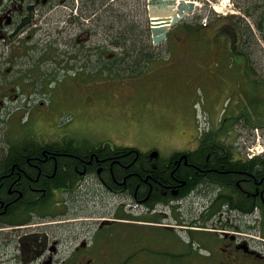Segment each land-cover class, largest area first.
<instances>
[{"label": "flooded vegetation", "instance_id": "af4514ba", "mask_svg": "<svg viewBox=\"0 0 264 264\" xmlns=\"http://www.w3.org/2000/svg\"><path fill=\"white\" fill-rule=\"evenodd\" d=\"M125 1L0 0V264H264V64L236 47L264 43V0H227L209 31L204 7L223 0H189L203 8L165 52L174 66L201 45L189 77L211 94L181 144L144 151L59 135L45 106L59 86L97 106L115 86L104 72L156 60L149 37L131 57L109 36L108 7ZM30 122L44 135L23 134Z\"/></svg>", "mask_w": 264, "mask_h": 264}, {"label": "rangeland", "instance_id": "374dc122", "mask_svg": "<svg viewBox=\"0 0 264 264\" xmlns=\"http://www.w3.org/2000/svg\"><path fill=\"white\" fill-rule=\"evenodd\" d=\"M227 3V0H223L220 7L216 6L221 18L222 12L225 11L224 5L226 6ZM202 8L198 7L200 10ZM204 8L203 15L210 16L211 19V21L207 20L210 27L220 26L223 23V19L217 18V13L209 6ZM105 22L109 36L114 32V28L111 27L117 26L123 33V45L135 47L133 54H129L131 57L136 54L137 47H145L150 42L146 3L136 4L128 0L122 5L108 7ZM183 28L181 21L175 25L174 31ZM207 30L209 31L208 27ZM226 33L228 34L227 31ZM198 37L195 36L196 41L199 40ZM216 38L223 37L217 34ZM110 42L109 39V47L118 46ZM228 42L230 43V40ZM240 42H242L241 38ZM261 42L264 44L263 41ZM245 43V48L239 50L247 56V61L252 65L264 64V48L258 43L255 35L252 40ZM165 45V42H162L155 46L153 55L156 60L149 63V66L139 64L131 71L104 72V78L115 86H108L107 93L99 94L97 106L84 107L82 100L76 98L73 87H68L70 91L66 93L61 86L50 89L45 106L49 113H52L56 133L71 136L73 139L107 142L141 151L166 143L181 144L184 139L181 138L180 133L185 129V123L194 116L200 117L211 94L206 87L193 86L196 83L189 77V73L197 68L198 60L206 51L201 45H197L193 51V61L192 58L185 59L184 62L177 61V64L172 66L169 61L170 54H166L167 50L165 52ZM142 56L144 57L145 54ZM209 57L212 58L208 54L204 57L205 63ZM236 62L238 59H230V63ZM240 75L241 72H238L237 77ZM227 105L228 102L225 103L224 108ZM28 117L29 115H26L25 120ZM23 134L33 135L34 138L44 135L41 127L31 122L24 128ZM11 139H15L14 134L11 135Z\"/></svg>", "mask_w": 264, "mask_h": 264}, {"label": "water", "instance_id": "95a60500", "mask_svg": "<svg viewBox=\"0 0 264 264\" xmlns=\"http://www.w3.org/2000/svg\"><path fill=\"white\" fill-rule=\"evenodd\" d=\"M147 10L152 23H157L150 26L151 40L157 45L166 39L171 26L194 12L195 4L184 0H149Z\"/></svg>", "mask_w": 264, "mask_h": 264}, {"label": "crops", "instance_id": "0c3cea01", "mask_svg": "<svg viewBox=\"0 0 264 264\" xmlns=\"http://www.w3.org/2000/svg\"><path fill=\"white\" fill-rule=\"evenodd\" d=\"M204 39V38H203ZM224 50H226L227 52H229V50H230V44L229 43H227L226 45H225V49ZM230 63V61H229V59H226V61L224 62V65L225 66H227L228 64ZM182 71V70H181ZM183 72V71H182Z\"/></svg>", "mask_w": 264, "mask_h": 264}, {"label": "bare ground", "instance_id": "6f19581e", "mask_svg": "<svg viewBox=\"0 0 264 264\" xmlns=\"http://www.w3.org/2000/svg\"><path fill=\"white\" fill-rule=\"evenodd\" d=\"M217 10V9H216ZM154 24H157V23H154Z\"/></svg>", "mask_w": 264, "mask_h": 264}]
</instances>
